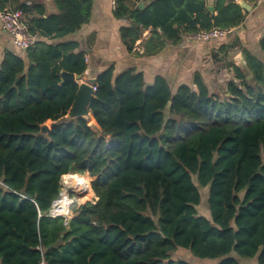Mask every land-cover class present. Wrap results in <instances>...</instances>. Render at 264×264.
Instances as JSON below:
<instances>
[{
	"label": "trees",
	"instance_id": "trees-1",
	"mask_svg": "<svg viewBox=\"0 0 264 264\" xmlns=\"http://www.w3.org/2000/svg\"><path fill=\"white\" fill-rule=\"evenodd\" d=\"M142 1L116 0L113 14L129 20L119 30L128 50L150 29L145 55L244 19L232 1L215 0L213 11L205 0ZM54 4L47 15L22 5L38 14L26 21L31 33L61 39L90 19L92 0ZM76 48L40 40L26 61L5 51L0 62V264H190L171 259L178 247L217 264H264V64L245 52L251 79L235 67L223 100L198 74L196 91L172 93L161 76L146 84L135 68L114 75L110 66L95 79L88 119L69 118L79 84L61 73L85 71ZM72 172L95 177V199L71 219L49 215L61 175ZM199 187L209 218L197 210Z\"/></svg>",
	"mask_w": 264,
	"mask_h": 264
},
{
	"label": "crops",
	"instance_id": "crops-1",
	"mask_svg": "<svg viewBox=\"0 0 264 264\" xmlns=\"http://www.w3.org/2000/svg\"><path fill=\"white\" fill-rule=\"evenodd\" d=\"M38 3L43 6L44 13L57 11L54 0H6L3 9H22ZM129 5L144 6L142 0H128ZM238 4L244 13L242 22L231 28L225 36L210 40H197L189 33L183 34L177 42H166L162 49L153 55L143 53V42L148 38L150 29H144L141 37L134 43L131 50L121 41L120 28L129 24L126 18L115 17L111 0H92L91 16L75 32L61 39L41 37L45 43L73 41L77 43L75 52L84 54L86 69L81 74L82 80L89 82L110 66L114 75L133 67L142 72L146 84L151 83L156 76L163 77L172 93L183 84L196 91L193 77L198 74L209 92L223 100L228 97L226 92L229 81H236L234 68L237 67L246 74L250 81L251 73L246 69L245 52L253 54L264 64V51L259 47V40L264 37V0H226ZM207 6L214 9L215 0H205ZM216 13L215 11L213 12ZM32 11L25 19L37 17ZM5 51H12L26 61V50L16 48L11 38L0 25V62ZM80 81L77 80V83ZM222 94L223 98H219ZM220 94V95H219ZM76 209V208H75ZM68 218V217H67ZM215 259L213 264H217ZM256 264V259L240 260L239 264Z\"/></svg>",
	"mask_w": 264,
	"mask_h": 264
},
{
	"label": "built area",
	"instance_id": "built-area-1",
	"mask_svg": "<svg viewBox=\"0 0 264 264\" xmlns=\"http://www.w3.org/2000/svg\"><path fill=\"white\" fill-rule=\"evenodd\" d=\"M115 1L116 0H111L112 7H115ZM29 3V1L26 2V4ZM0 25L2 30L11 38L13 45L18 49L26 50L40 41V36L37 33H31L28 30L25 14L22 9L0 10ZM230 31L231 28L221 29L213 27L209 30H199L197 32L189 33V35L197 40L206 41L220 36H225L230 33ZM92 88L93 91H95L96 87L94 84L92 85ZM60 195L58 197H60ZM40 264L46 263L45 261H41Z\"/></svg>",
	"mask_w": 264,
	"mask_h": 264
},
{
	"label": "rangeland",
	"instance_id": "rangeland-1",
	"mask_svg": "<svg viewBox=\"0 0 264 264\" xmlns=\"http://www.w3.org/2000/svg\"><path fill=\"white\" fill-rule=\"evenodd\" d=\"M219 98H223L222 94ZM45 124L48 128H50L52 125V123L50 121H47ZM261 156H262V159L264 161V152L261 154ZM83 177L89 179L90 182H91V180H93L95 178L94 176H90L87 172L84 173ZM69 179H70V177H69ZM194 181H195V178H194ZM66 187H67V193L70 196H73L75 198V201L77 202L78 205H80L79 201H81V200H84V202H86V201H93L95 199V194L91 189H84V193L82 194L79 191H76V188H74L73 186H70V187L65 186L62 183H61V193H63L62 190H64ZM199 190L201 193V202L197 206V210L200 213V215L209 218L210 214H209V211L207 210V207H206L207 188L206 187H204V188L199 187ZM89 191H91V193L93 194L90 197L88 195ZM86 196H87V199H84ZM65 217H67V216H65ZM171 259H173V260H184L186 262H189L190 264H213V262L215 261V259L196 257L193 253H191L190 250L185 249L183 247H178L171 254ZM240 260L242 261V260H247V259L246 258H240ZM244 264H246V263H244Z\"/></svg>",
	"mask_w": 264,
	"mask_h": 264
},
{
	"label": "water",
	"instance_id": "water-1",
	"mask_svg": "<svg viewBox=\"0 0 264 264\" xmlns=\"http://www.w3.org/2000/svg\"><path fill=\"white\" fill-rule=\"evenodd\" d=\"M140 7H142V4L140 5ZM207 8L210 11H213V8L211 6H207ZM61 78L62 80H65V81H76V82L77 80L80 81L78 90L76 93V97L70 108L68 117L87 119L90 116L89 115V103L94 98V91H93L92 85L95 83V80L91 79L89 82H87V81L82 80L81 74H73L67 71H62ZM43 129H46V127L43 126ZM52 206H53V202H52L51 207L49 208V215L54 216L51 214ZM55 216H58V215H55Z\"/></svg>",
	"mask_w": 264,
	"mask_h": 264
},
{
	"label": "clouds",
	"instance_id": "clouds-1",
	"mask_svg": "<svg viewBox=\"0 0 264 264\" xmlns=\"http://www.w3.org/2000/svg\"><path fill=\"white\" fill-rule=\"evenodd\" d=\"M70 177V179H69ZM61 183L65 186H72V181L77 182L80 187L76 189V191H82L84 189H91V182L89 179L81 176L78 172L72 173H64L60 177ZM91 191H89L88 195H91ZM87 199V196L84 198ZM84 200L79 201V204H83ZM79 205L75 201L73 196H70L67 193V187L63 190L61 198H58L53 201L54 211L51 213L52 215H65L69 219H71L72 215L75 214L74 210Z\"/></svg>",
	"mask_w": 264,
	"mask_h": 264
},
{
	"label": "bare ground",
	"instance_id": "bare-ground-1",
	"mask_svg": "<svg viewBox=\"0 0 264 264\" xmlns=\"http://www.w3.org/2000/svg\"><path fill=\"white\" fill-rule=\"evenodd\" d=\"M72 186L74 187V188H78L80 185L77 183V182H75V181H72ZM80 193H84V190H82V191H79ZM61 195H62V193H61ZM61 195H60V197H58V198H61ZM57 198V199H58ZM55 209H54V207L52 206V208H51V213L54 211ZM61 216H65V215H61Z\"/></svg>",
	"mask_w": 264,
	"mask_h": 264
}]
</instances>
